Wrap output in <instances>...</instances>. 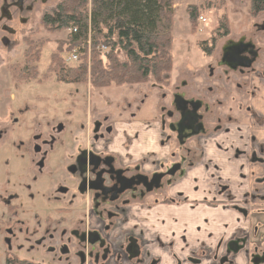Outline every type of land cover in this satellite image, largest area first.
Returning a JSON list of instances; mask_svg holds the SVG:
<instances>
[{
    "label": "flooded vegetation",
    "instance_id": "1",
    "mask_svg": "<svg viewBox=\"0 0 264 264\" xmlns=\"http://www.w3.org/2000/svg\"><path fill=\"white\" fill-rule=\"evenodd\" d=\"M51 1L0 0V73L22 50L11 66L17 84L30 73L26 50L42 47L17 32ZM183 48L143 83L72 91L59 81L61 108H73L64 118L26 106L40 84L17 98L0 91L3 264L20 254L36 264H156L154 243L174 248L171 264H232L239 253L264 264V9ZM39 64L48 61H35L28 80ZM206 169L221 181L188 200L191 177Z\"/></svg>",
    "mask_w": 264,
    "mask_h": 264
},
{
    "label": "trees",
    "instance_id": "2",
    "mask_svg": "<svg viewBox=\"0 0 264 264\" xmlns=\"http://www.w3.org/2000/svg\"><path fill=\"white\" fill-rule=\"evenodd\" d=\"M247 1L250 15L264 9V0ZM173 10L172 0H60L53 11L40 17L39 24L47 33L74 30L67 39L71 47L85 45L89 36L92 66L89 72L84 55L75 68H66L65 57L61 61L58 57L56 61L61 63L58 68H49L47 64V71L68 83H85L89 74L93 88L139 84L154 74L168 72L173 64ZM201 14L206 13L199 12L196 6L187 8L191 33L197 28ZM229 27L228 16L222 14L211 33L221 37L228 33ZM101 45L106 51L99 50ZM40 50H26L33 57L26 80L36 75L34 62L40 59ZM7 264L36 263L13 258Z\"/></svg>",
    "mask_w": 264,
    "mask_h": 264
},
{
    "label": "rangeland",
    "instance_id": "3",
    "mask_svg": "<svg viewBox=\"0 0 264 264\" xmlns=\"http://www.w3.org/2000/svg\"><path fill=\"white\" fill-rule=\"evenodd\" d=\"M60 0H53L50 3H48L47 6H45V9L42 8L40 13H38L32 22L28 26H22V28L17 32L16 36H19L20 33L24 32L21 36H30L33 37L37 42L41 44V50H40V56L43 60V62L47 63L48 61V66L49 68H58V66L61 63H58L56 61V58L60 57L62 60V57H65L68 55L70 52L71 47L69 42L67 41L69 36L71 35V28H66L54 33H47L44 29L41 28L39 24V19L40 17L46 13V12H51L52 9L55 8L57 3ZM173 1V13H174V25H173V30H172V36L174 37V42L172 45V51L176 54L175 56V61L176 59H180V54L183 52V47L185 44H193L196 39H201L203 37H206L209 32L213 30L215 27L218 18L222 14H226L230 20V23L234 27L237 22H242L244 20V17L246 16L247 13V8H248V1L247 0H172ZM189 6H196L198 11L201 12L203 11L204 14H201L205 19L206 22L203 24L201 21H197V28L193 33L190 32V23L187 18V8ZM185 42V43H184ZM84 44H75V46H83ZM71 47V48H70ZM70 48V49H69ZM96 49V48H95ZM22 51V50H21ZM21 51L14 56L15 50L10 51L8 54V64L9 66H6V63L3 60V64L5 68H8L9 72L5 73H0V91L3 94V100H5V96L7 93H10L11 95H15L17 98V94L19 92L20 96H23V94L27 93V88L29 85L32 86H37L40 91H34V93L30 94V97H35L31 103H26V106L28 108H31L30 105L36 106L37 109L39 110V119L43 118H64L63 112L68 110H73L71 106H67L66 108H61L64 107V104L62 102V97L65 99L67 97V91L61 93L58 91L60 88L59 85V80L55 76V73L52 72L51 70L46 71V67L41 69L42 65L39 64L38 69V79H34L33 81L31 80H26L25 78L21 80V82H18V84L14 81L13 78H10L11 75V66L13 62H20L21 61ZM67 52V53H66ZM91 54V51H90ZM87 56V54L85 53ZM14 56V57H13ZM91 57V56H90ZM87 58V66L86 69L90 72L91 69V59ZM64 58V66L67 68H75L79 65L80 62L76 63H69L66 61ZM174 61V62H175ZM54 62L55 65H51V63ZM50 63V65H49ZM1 65V62H0ZM44 65V63H43ZM4 66L2 68H4ZM1 68V67H0ZM4 68V71H5ZM0 71H3L1 69ZM48 72V75L45 76L44 73ZM7 75V77H6ZM86 84H89V81L85 82ZM16 84L21 86V90L19 91L16 89ZM59 86V87H58ZM70 87L72 91L75 88H78V85L74 83L73 85L70 84ZM113 90V89H111ZM1 97V100H2ZM48 98L49 100H47ZM152 103V100H150L147 105H150ZM31 110V109H30ZM154 114H151L153 116ZM65 139V138H64ZM225 147H230L229 145H225ZM217 150H222L219 149L217 146L215 147ZM216 156V155H215ZM237 153L235 151L232 152V159L235 161V166L238 172H242L243 176L247 177L248 172H246L244 169L241 167V160L239 158H236ZM229 160V158H227ZM226 175H224L225 177ZM218 175L213 169H206L202 172H197L193 174L191 179H197V183L190 184L192 194L189 196L188 200L194 199L197 200L202 196V193L204 192L203 190V183L204 182H214V185L221 181L220 179H217ZM224 182V181H223ZM248 184H245L244 186H247ZM248 199H251V195L248 196ZM5 214V208H0V215ZM30 217V210H28L26 207L20 211V217L25 218V217ZM161 220H159L160 222ZM197 221L194 220V223ZM167 224V223H166ZM165 225L164 227H166ZM170 230V229H169ZM169 230H165L166 234H168ZM152 239V236H150ZM196 246V244H193ZM20 258L27 259V256H23V254H20ZM34 261H36L34 259ZM120 260L119 259H112L109 264H119ZM0 264H3V259L0 257Z\"/></svg>",
    "mask_w": 264,
    "mask_h": 264
},
{
    "label": "crops",
    "instance_id": "4",
    "mask_svg": "<svg viewBox=\"0 0 264 264\" xmlns=\"http://www.w3.org/2000/svg\"><path fill=\"white\" fill-rule=\"evenodd\" d=\"M259 202H261L264 205V200H260ZM259 216H261V215H258V218H259ZM251 236H253V235H251ZM253 237H254L253 241L257 242L258 236H253ZM157 240H159V239H157ZM165 241H167V239ZM158 245H162V244L161 243H159V244L154 243V247L152 249V258L157 262L156 264H171L170 253L175 252L174 248L171 246H166V245L159 248ZM210 245L213 246L212 243H210ZM230 257L233 260L232 264H247V260H248L247 256L243 253H239V254H236L235 256H230ZM191 264H193V263H191ZM204 264H219V263L216 260L214 262L207 261Z\"/></svg>",
    "mask_w": 264,
    "mask_h": 264
},
{
    "label": "built area",
    "instance_id": "5",
    "mask_svg": "<svg viewBox=\"0 0 264 264\" xmlns=\"http://www.w3.org/2000/svg\"><path fill=\"white\" fill-rule=\"evenodd\" d=\"M199 20L202 21V22L205 21L204 18H201V17H200ZM72 32H74V30H72ZM86 42H87V47H89V44H90L89 40H87ZM99 50L100 51H103V50L105 51L106 48L103 45H101L100 48H99ZM80 51H81V47H79V48H73L71 50V52L69 53L67 59H66L67 62H77L79 60Z\"/></svg>",
    "mask_w": 264,
    "mask_h": 264
}]
</instances>
